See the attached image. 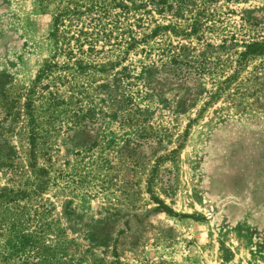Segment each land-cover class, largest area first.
I'll list each match as a JSON object with an SVG mask.
<instances>
[{"label": "rangeland", "instance_id": "obj_1", "mask_svg": "<svg viewBox=\"0 0 264 264\" xmlns=\"http://www.w3.org/2000/svg\"><path fill=\"white\" fill-rule=\"evenodd\" d=\"M255 42L264 0H0V264H264Z\"/></svg>", "mask_w": 264, "mask_h": 264}, {"label": "trees", "instance_id": "obj_2", "mask_svg": "<svg viewBox=\"0 0 264 264\" xmlns=\"http://www.w3.org/2000/svg\"><path fill=\"white\" fill-rule=\"evenodd\" d=\"M75 10L70 8H64L60 13H58L56 17V27L57 30L59 28V24L61 25L63 21L71 20V15H74ZM64 19V20H63ZM247 50L245 52L246 55H264V43L255 42L247 46ZM168 211L172 212L173 210L168 206H164Z\"/></svg>", "mask_w": 264, "mask_h": 264}]
</instances>
